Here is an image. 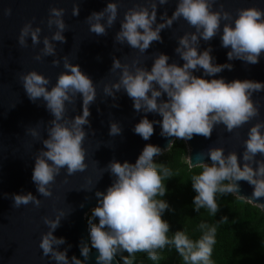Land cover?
<instances>
[{"label":"clouds","instance_id":"clouds-1","mask_svg":"<svg viewBox=\"0 0 264 264\" xmlns=\"http://www.w3.org/2000/svg\"><path fill=\"white\" fill-rule=\"evenodd\" d=\"M168 3L169 0H148L147 4H137L128 9L114 39L116 43L126 44L144 54L153 42H163L162 30L171 28L174 22L183 18L195 29V32L185 33L178 39L175 53L184 61L183 66L176 62L169 63L170 57L164 53L155 55L150 70L142 66L139 58L124 63L114 57L110 71L116 73L119 70V79L104 84L105 97L116 101L117 93L123 91L133 101L135 112L154 113L162 117V120L150 121L145 115L135 124L134 133L144 140L153 136L155 124L161 125L162 137H174L187 142L196 135L210 139L216 125L223 124L228 132H233L258 117L260 108L252 97L254 93L264 91V83L247 79L231 82L224 78L208 80L193 73L202 69L204 76L214 77L225 69H233L231 63H215L211 46L200 51L201 40L210 42L221 33L222 21L226 23L220 34L221 46L231 49L227 53L228 60L258 64L264 54V9L242 8L233 17L232 13L224 10L223 4H220L219 10H213L217 0H178L172 15L169 16L165 10L159 16L161 22L158 23V8ZM80 10V4H75L73 16L78 17ZM65 12L63 8L49 9L48 27L51 29L55 26L57 30L51 37L43 38L44 47L35 56L37 61L56 56L53 41L62 44L67 42L64 35L68 31ZM11 13V8L5 12L9 16ZM118 15L119 4L108 2L102 11H93L86 18L89 30L98 36H107L108 29L115 25ZM41 32L40 27H33V22L26 23L18 37L19 45L28 47L29 37L34 47L39 45ZM63 62L65 71L59 74L50 90V78L35 70L19 77L28 98L33 103L42 99L53 117L48 121L47 138L41 141L43 147L35 156L32 174L38 193L44 197L53 195L52 185L62 170L66 169L67 176H72L88 168L84 147L88 135L85 126L92 127L90 106L96 101L97 85L78 64L70 62L67 55L63 57ZM52 64L58 67L60 59H54ZM165 94L167 99H164ZM78 97L82 99V114L69 117L68 104L75 106ZM113 107L118 108L120 105L114 103ZM27 132L34 138H41L39 125L29 127ZM122 133L120 123L113 120L109 136H120ZM172 143L170 140L168 148ZM244 144L243 166L237 152L225 155L222 147H213L198 157L203 160L207 155L211 163L194 164L193 158L189 157L190 167L202 168V172L192 178V187L197 193L193 201L197 212L207 208L212 214H217L220 208L217 194L240 196L239 181H247L254 186L251 197L247 198L250 202L264 198V160L256 159L258 154L264 155V122H258L250 128ZM163 152L161 147L147 144L135 163H121L113 159L105 167V172L114 179L106 191L95 192L98 202L88 220L91 243L89 245L82 239L79 245L83 260L75 255L69 259L68 249L60 250V246L66 243L65 238L54 235L61 221L70 214L63 209L58 210L55 219L48 216L43 218L49 229L42 234L39 244L43 255L50 257L56 264H86L91 259L92 249H95L98 252L97 264H113L121 252H127L129 256L145 252L149 259L155 261L160 258L157 250L172 245L185 264H213L211 256L216 243L215 227L201 224L203 235L195 241L189 239L184 231H176L171 238L168 236L170 224L163 219V214L169 205L164 199L156 198L165 196L167 189L162 181L172 177L170 169L161 165L158 171L154 162V157L163 155ZM3 195H11L13 207L17 209L29 203L37 208L42 204L41 199L31 192ZM97 219L98 223H95ZM227 220L224 217L221 222ZM123 259L124 264H130L128 257Z\"/></svg>","mask_w":264,"mask_h":264},{"label":"water","instance_id":"water-1","mask_svg":"<svg viewBox=\"0 0 264 264\" xmlns=\"http://www.w3.org/2000/svg\"><path fill=\"white\" fill-rule=\"evenodd\" d=\"M108 2L119 4L118 19L115 25L108 29L107 36H98L89 30L90 25L86 18L93 11H102ZM177 2L178 0H169L167 5L158 8V23L161 22L159 16L165 10L169 16L172 15ZM77 3L80 4L81 9L78 17L72 14L73 7ZM147 3L148 0H0V264H56L50 257L43 255L39 244L42 234L49 230L43 218L48 216L55 219L60 209L70 213L54 232L56 237H63L66 240V243L60 246V250L68 249L69 259L75 255L83 260L80 242L83 239L89 245L91 243L86 223L87 212L97 205L95 192L106 191L114 179L110 173L105 172V167L113 159L121 163L124 161L135 163L147 144L159 146L165 153L176 140L174 137H162L160 124L154 125V134L149 140L142 139L133 131L135 124L139 123L145 115L150 121L162 120V117L154 113L135 112L133 101L123 91L117 93L116 101L111 97H105L103 92L105 83H114L119 79V70L116 73L110 71L114 57L120 58L124 63H131L139 58L142 66L150 70L155 55L164 53L170 57L169 63L176 62L183 66L184 61L175 53L178 39L185 33L195 32V29L183 18L174 22L171 28L162 30L163 42H153L144 54L126 44L121 45L115 42V35L120 30L121 21L127 10L137 4ZM220 4H223L224 10L232 13L233 17L242 8L264 9V0H217L213 10H219ZM52 7L66 9L64 20L68 25V31L64 35L67 42L62 44L53 41L56 45V56L44 57L42 61H37L35 56L44 47L43 38L51 37L57 30L55 26L49 29L47 24L49 9ZM9 8L12 10L10 16L5 14ZM28 22H33L34 28L42 29L41 43L34 47L29 37L28 47L24 48L19 45L18 37L21 29ZM224 23L226 22L222 21L220 34H222ZM220 34L210 42L201 40L200 51L203 52L211 46L213 49L211 55L215 58V63H231L234 66L233 69L231 71L225 69L214 77L204 76L202 69L193 74L208 80L224 78L227 82H231L236 79H247L264 83V54L255 65L246 64L241 60L229 61L227 53L231 49L221 46ZM65 55L69 57L70 62L78 64L97 85V98L90 106L89 119L92 127L85 126L88 133L84 141L88 168L72 176H67L66 169L62 170L52 185L53 195L44 197L38 193L32 181V174L35 156L43 147L41 141L47 138L48 121L53 117L43 105L42 99L33 103L28 98L19 77L21 74L35 70L50 78L51 83L48 86L50 90L56 84L59 74L65 71L63 66ZM97 57L100 59L98 60ZM54 59H60L58 67L53 66ZM164 99H167L166 94ZM252 99L260 108L258 117L233 132H228L223 124L216 125L210 139L199 135L194 136L192 140L186 142L188 162L189 157H192L194 164L211 163L207 155L203 160H199L198 157L202 153L206 154L213 147H222L225 155L233 151L237 152L239 162L243 166L244 141L248 138V132L256 123L264 122V91L254 93ZM114 103H118L120 107H113ZM78 114H82V99L79 97L75 106L68 104V116L74 118ZM113 120L120 123L123 128L122 135L109 136L110 123ZM38 125L41 132L40 139L34 138L27 132L29 127ZM170 140L173 143L168 148ZM158 157H154V160ZM256 159L264 160V155L258 154ZM66 178L67 183H65ZM89 179L92 181L91 184ZM97 181H99L98 184ZM238 183L240 196H236L249 201L247 198L251 197L254 186L247 181ZM28 192L41 199L42 204L39 208L32 203L22 205L18 209L14 208L11 195L8 197L3 195ZM251 203L259 205L264 210V198ZM82 204L83 207H81ZM69 245L71 248H68ZM90 256L91 259L86 264H97V250L92 249ZM113 264H120L117 258Z\"/></svg>","mask_w":264,"mask_h":264},{"label":"trees","instance_id":"trees-1","mask_svg":"<svg viewBox=\"0 0 264 264\" xmlns=\"http://www.w3.org/2000/svg\"><path fill=\"white\" fill-rule=\"evenodd\" d=\"M154 162L158 171L163 165L172 173L171 178L162 181L167 189L165 196L156 197L169 205L163 219L170 224V238L176 231H184L189 239L199 240L203 235L200 225L207 224L216 228V243L211 256L213 264H264V210L259 205L234 194L218 193L216 199L220 208L217 214L207 208L197 212L193 203L197 193L192 187V178L199 175L202 168L190 167L188 147L183 140L176 139L171 148ZM160 174L163 176L162 172ZM91 211L86 215L89 232ZM224 217L228 220L221 222ZM157 251L160 258L155 261L145 252H137L134 256L121 252L116 258L120 264H124L123 257H128L130 264H185L172 245Z\"/></svg>","mask_w":264,"mask_h":264},{"label":"rangeland","instance_id":"rangeland-1","mask_svg":"<svg viewBox=\"0 0 264 264\" xmlns=\"http://www.w3.org/2000/svg\"><path fill=\"white\" fill-rule=\"evenodd\" d=\"M165 153H166V152H165ZM163 154H164V153H163ZM158 158H159V157H158ZM158 158H157V159H158Z\"/></svg>","mask_w":264,"mask_h":264}]
</instances>
